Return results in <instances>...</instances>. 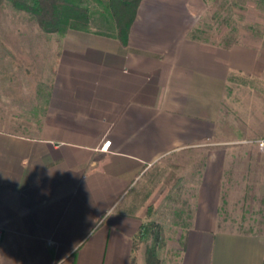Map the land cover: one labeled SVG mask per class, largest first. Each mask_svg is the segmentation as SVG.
Wrapping results in <instances>:
<instances>
[{
    "label": "crops",
    "instance_id": "1",
    "mask_svg": "<svg viewBox=\"0 0 264 264\" xmlns=\"http://www.w3.org/2000/svg\"><path fill=\"white\" fill-rule=\"evenodd\" d=\"M259 7L238 11L224 44L194 34L209 14L205 0H141L127 45L101 16L55 41L36 133L0 130V264H144L134 243L144 221L124 197L156 162L197 147L205 161L191 225L178 259L161 264H262L264 225L229 229L220 212L225 145L258 148L264 159V117H252L262 128L256 138L215 135L232 124L236 91L264 83Z\"/></svg>",
    "mask_w": 264,
    "mask_h": 264
},
{
    "label": "rangeland",
    "instance_id": "2",
    "mask_svg": "<svg viewBox=\"0 0 264 264\" xmlns=\"http://www.w3.org/2000/svg\"><path fill=\"white\" fill-rule=\"evenodd\" d=\"M205 1L209 14L194 34L211 38L218 44L232 41L238 30L239 10L243 14L246 6L256 3L260 7L256 8L255 15H264V0ZM79 2L91 6L97 4L95 0ZM96 11L110 20L107 9L102 7ZM98 16L96 14L94 18ZM60 38L56 33L42 31L33 15L15 8L10 0H0V130L28 135L36 133L47 105L57 55L51 45ZM254 89L246 86L236 91L235 100L228 106L232 124L218 128L216 136L230 141L256 138L255 133L262 128L252 117L254 114L264 117V83ZM251 93L257 100L250 98ZM261 126L264 131V120ZM240 145L231 142L225 145L231 155L224 175L220 216L225 222L221 225L257 233L264 225V195L261 198L255 195L259 179H264L263 152L257 153L258 148ZM204 156L203 147L170 154L141 175L124 197V202L139 213L144 222L150 220L160 226L156 245L162 263L178 259L184 233L191 225ZM152 243L153 235L143 241L137 240L136 255L144 259L145 250Z\"/></svg>",
    "mask_w": 264,
    "mask_h": 264
},
{
    "label": "trees",
    "instance_id": "3",
    "mask_svg": "<svg viewBox=\"0 0 264 264\" xmlns=\"http://www.w3.org/2000/svg\"><path fill=\"white\" fill-rule=\"evenodd\" d=\"M10 1L15 8L33 15L42 31L59 36L71 29L86 30L90 21L96 18V14L104 17L96 11L97 8L103 7L108 10L115 23L116 38L122 45H127L129 31L141 0H95L97 4L93 6L81 4L80 0ZM97 5L99 7H96ZM149 235H153V243L145 250L144 264H161L156 245L160 236V226L157 223L150 220L142 222L134 237V243L137 240H145Z\"/></svg>",
    "mask_w": 264,
    "mask_h": 264
},
{
    "label": "built area",
    "instance_id": "4",
    "mask_svg": "<svg viewBox=\"0 0 264 264\" xmlns=\"http://www.w3.org/2000/svg\"><path fill=\"white\" fill-rule=\"evenodd\" d=\"M263 37H264V36H263ZM109 144H110V141H109V140H106V141H104L102 147H108ZM258 144H259V146H263V145H264V139H263V140H259V141H258ZM2 237H3V231H2V229L0 228V242H1V240H2Z\"/></svg>",
    "mask_w": 264,
    "mask_h": 264
}]
</instances>
